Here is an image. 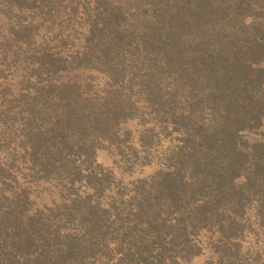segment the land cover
Here are the masks:
<instances>
[{
  "label": "trees",
  "instance_id": "16d2710c",
  "mask_svg": "<svg viewBox=\"0 0 264 264\" xmlns=\"http://www.w3.org/2000/svg\"><path fill=\"white\" fill-rule=\"evenodd\" d=\"M0 81V264H264V0H0Z\"/></svg>",
  "mask_w": 264,
  "mask_h": 264
},
{
  "label": "rangeland",
  "instance_id": "374dc122",
  "mask_svg": "<svg viewBox=\"0 0 264 264\" xmlns=\"http://www.w3.org/2000/svg\"><path fill=\"white\" fill-rule=\"evenodd\" d=\"M1 83H3V81H0V84ZM14 83H16V82H14ZM263 90H264V87H263ZM244 138L249 139L251 142V141H257L259 139V136L255 137L253 135H248V136H245ZM98 161L105 167H110V165H111V162L105 153H99L98 154ZM146 171L149 172L150 170L146 169ZM45 199H46V196L43 197V200H45ZM207 257H208L207 254H204V256H200V257L194 259L192 264H205V259Z\"/></svg>",
  "mask_w": 264,
  "mask_h": 264
}]
</instances>
